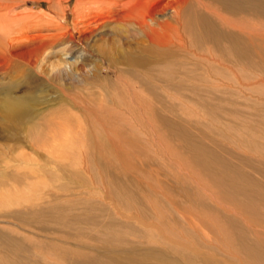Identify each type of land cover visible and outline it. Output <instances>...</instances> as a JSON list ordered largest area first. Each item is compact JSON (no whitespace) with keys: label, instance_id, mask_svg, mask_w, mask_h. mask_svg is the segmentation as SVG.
Wrapping results in <instances>:
<instances>
[{"label":"rangeland","instance_id":"1","mask_svg":"<svg viewBox=\"0 0 264 264\" xmlns=\"http://www.w3.org/2000/svg\"><path fill=\"white\" fill-rule=\"evenodd\" d=\"M160 1L0 0V264H264V0Z\"/></svg>","mask_w":264,"mask_h":264},{"label":"bare ground","instance_id":"2","mask_svg":"<svg viewBox=\"0 0 264 264\" xmlns=\"http://www.w3.org/2000/svg\"><path fill=\"white\" fill-rule=\"evenodd\" d=\"M79 4L85 2L87 9H90V11H93V9L96 12L99 13H104L105 14V9L100 8L99 4H107L110 5V9H112L115 6H119L120 8H124L122 11H126V13L124 14L125 19L128 21L129 24L135 25L138 29V31L141 33H143L146 36H149V38L154 39V36L156 35L157 31H159V27H161V24H159V26H156L154 23V15H153V10L155 7L159 6L161 3L160 0H110V1H103V0H99L98 3L96 5H90L91 4V0H78ZM167 1V0H166ZM178 3V7L180 5V3H182L184 0H176ZM186 1V0H185ZM200 1V0H199ZM95 2V1H94ZM97 2V1H96ZM165 2V1H164ZM175 2V1H174ZM203 2V1H202ZM84 3V4H85ZM176 3V2H175ZM201 3V2H200ZM204 3V2H203ZM203 5V4H202ZM201 5V6H202ZM83 7V9L86 8ZM117 6V7H118ZM165 6L169 9L170 11V20L166 23L167 26H175L177 27V23H175L174 19L176 17H179V11L177 9L176 6L173 5L172 1H169L167 3H165ZM163 7V6H162ZM209 7V5H208ZM206 8V7H205ZM210 8V7H209ZM208 8V9H209ZM109 10H106L107 13H109ZM115 9V8H114ZM157 10V9H156ZM167 10V9H166ZM112 11V10H111ZM89 12V11H88ZM114 12V11H113ZM123 13V12H122ZM87 14V13H86ZM92 14V13H91ZM98 14V13H97ZM110 14V13H109ZM108 14V15H109ZM117 14V13H116ZM90 15V14H89ZM96 15V14H95ZM115 15V14H114ZM119 15V14H118ZM99 16V15H98ZM138 16L139 19L137 21H135V17ZM96 17V16H95ZM157 17V16H156ZM168 17V16H167ZM122 18V16H121ZM183 19V18H182ZM121 20V19H120ZM119 20V21H120ZM124 20V19H122ZM176 20V19H175ZM123 22V21H122ZM159 22V21H158ZM163 22V21H162ZM238 22V21H237ZM126 23V24H128ZM180 22H178L179 24ZM128 24V25H129ZM179 28V27H178ZM177 34V33H176ZM175 34V35H176ZM184 34V33H183ZM164 36L166 38L169 37L168 33H165ZM177 36V35H176ZM180 38V37H179ZM182 38V37H181ZM158 40V39H157ZM171 40V38H170ZM152 41V40H150ZM172 41V40H171ZM174 41V40H173ZM196 42V41H195ZM158 43V42H157ZM179 43V41H178ZM182 45V44H181ZM8 101V100H7ZM6 102V101H5ZM10 102H13L9 100L8 105L11 104ZM10 106V105H9ZM3 107V106H2ZM15 106H13L14 108ZM7 109V108H5ZM9 109V108H8ZM8 112V111H7ZM7 115V114H6ZM30 164V163H29Z\"/></svg>","mask_w":264,"mask_h":264}]
</instances>
